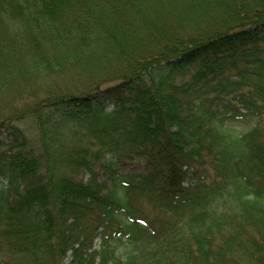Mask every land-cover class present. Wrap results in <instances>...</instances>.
Returning a JSON list of instances; mask_svg holds the SVG:
<instances>
[{"label": "trees", "instance_id": "obj_1", "mask_svg": "<svg viewBox=\"0 0 264 264\" xmlns=\"http://www.w3.org/2000/svg\"><path fill=\"white\" fill-rule=\"evenodd\" d=\"M0 74V264H264V0H0Z\"/></svg>", "mask_w": 264, "mask_h": 264}, {"label": "rangeland", "instance_id": "obj_2", "mask_svg": "<svg viewBox=\"0 0 264 264\" xmlns=\"http://www.w3.org/2000/svg\"><path fill=\"white\" fill-rule=\"evenodd\" d=\"M140 43V42H139ZM235 70L231 69L229 72L233 73ZM71 73H67V74H60L58 75L59 77H61L62 79H60L59 81L63 84H70L72 83L74 87H77V85L84 83L86 81V76L84 72H81L80 74H78L76 76V73H72V75H70ZM1 77V74H0ZM2 78H0V113H3L4 110H7L10 108V106H12V104H14L15 102H17L18 104H21L22 101H20V99H15L11 96L12 93V89L9 88H1L2 85ZM46 82H43L41 85L43 86ZM60 83V84H61ZM41 94V93H39ZM242 108L243 111H246L245 108ZM258 121L261 124H264V120H259V117H257L256 115L253 114H247L243 115V116H238V117H232L229 118L227 120L228 124L227 126L229 127V129H231V131L235 134H241L246 132L247 130H249L250 128L254 127ZM16 124H19L24 130H27L28 133V137L29 139L34 138V128L31 124H28V122L26 123L24 120L21 122H17ZM0 138L4 139V142H9L10 138L8 135V131H3L0 132ZM137 171H144L143 167L141 166H137L135 168ZM124 171H130L129 167H124L123 168ZM220 212H221V207H220ZM102 246L101 240L99 238H96L94 241V247L95 248H99ZM70 257H67L64 261V264H71L70 262Z\"/></svg>", "mask_w": 264, "mask_h": 264}]
</instances>
